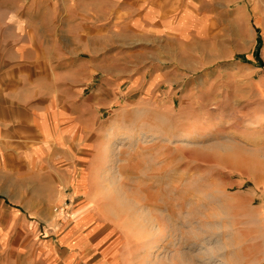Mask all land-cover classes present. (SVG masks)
<instances>
[{
  "label": "rangeland",
  "instance_id": "rangeland-1",
  "mask_svg": "<svg viewBox=\"0 0 264 264\" xmlns=\"http://www.w3.org/2000/svg\"><path fill=\"white\" fill-rule=\"evenodd\" d=\"M187 3L183 32L114 37L98 54L94 82L121 84L102 125L127 127L101 174L107 221L84 232L117 243L120 229L127 264H264V0ZM48 188L0 187V264H49L47 245L68 255L89 203L66 185L52 206ZM93 248L84 264H103Z\"/></svg>",
  "mask_w": 264,
  "mask_h": 264
},
{
  "label": "crops",
  "instance_id": "crops-1",
  "mask_svg": "<svg viewBox=\"0 0 264 264\" xmlns=\"http://www.w3.org/2000/svg\"><path fill=\"white\" fill-rule=\"evenodd\" d=\"M187 2L0 0V179L4 181L0 187L49 186L52 196L47 200L59 207L66 198L61 189L67 185L74 198L89 203L81 208L85 223L77 225L74 218L62 239L68 255L61 256L63 247L43 249L49 264H84L93 246L103 249V264H127L130 254L120 229L117 243L111 239L104 243L93 232H84L87 226L107 221L97 197L104 187L101 174L104 161H114L109 154L117 133L127 127L102 125L103 108L111 105L109 99L121 84L94 82L100 68L98 54L111 46L114 37L155 39L183 32ZM77 153L90 170H78L79 158L73 162ZM78 175L82 187L75 192Z\"/></svg>",
  "mask_w": 264,
  "mask_h": 264
},
{
  "label": "bare ground",
  "instance_id": "bare-ground-1",
  "mask_svg": "<svg viewBox=\"0 0 264 264\" xmlns=\"http://www.w3.org/2000/svg\"><path fill=\"white\" fill-rule=\"evenodd\" d=\"M179 244H180V243H179ZM176 246H178V245H176ZM176 248H177V247H176ZM180 255H181V254H180ZM180 255H179V256H180ZM187 256H188V255H187ZM177 257H178V256H177ZM188 258H189V256H188ZM176 260H177V259H176ZM179 260H180V259H179ZM175 262H176V261H175Z\"/></svg>",
  "mask_w": 264,
  "mask_h": 264
}]
</instances>
